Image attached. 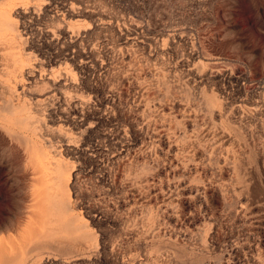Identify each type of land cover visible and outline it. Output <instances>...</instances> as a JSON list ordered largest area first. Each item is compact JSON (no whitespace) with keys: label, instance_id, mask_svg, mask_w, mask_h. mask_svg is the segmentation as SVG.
<instances>
[{"label":"rangeland","instance_id":"374dc122","mask_svg":"<svg viewBox=\"0 0 264 264\" xmlns=\"http://www.w3.org/2000/svg\"><path fill=\"white\" fill-rule=\"evenodd\" d=\"M0 91V264H264V0H0Z\"/></svg>","mask_w":264,"mask_h":264},{"label":"bare ground","instance_id":"6f19581e","mask_svg":"<svg viewBox=\"0 0 264 264\" xmlns=\"http://www.w3.org/2000/svg\"><path fill=\"white\" fill-rule=\"evenodd\" d=\"M80 56V55H79ZM52 87V86H51ZM8 91V90H7ZM3 92V91H0ZM11 94V93H10ZM54 94V93H53ZM7 96V95H6ZM11 96V95H10ZM12 97V96H11ZM53 97V96H52ZM55 97V96H54ZM13 98V97H12ZM61 98L59 95H57V99ZM19 99V98H18ZM16 100V99H15ZM21 100V99H20ZM72 100V99H71ZM62 101V100H61ZM20 102V101H19ZM37 102V101H36ZM11 99L5 98L4 96H0V114H2L4 111L9 110L11 115H9L7 123L10 124L11 120L15 119L18 114L21 113L22 110L18 107H13V105H10ZM35 103V102H34ZM25 109V108H24ZM36 109V108H34ZM33 109V110H34ZM37 110V109H36ZM25 111V110H24ZM29 111V110H28ZM23 112V111H22ZM7 113V112H6ZM54 113V112H53ZM82 120V118H81ZM16 122L17 118L15 119ZM13 123V122H12ZM12 126V125H9ZM14 127V126H13ZM33 128V127H32ZM8 256L7 248L4 244L0 243V259L5 260Z\"/></svg>","mask_w":264,"mask_h":264}]
</instances>
